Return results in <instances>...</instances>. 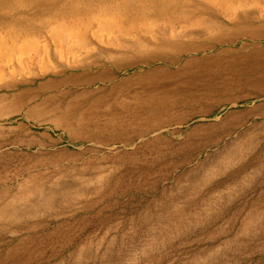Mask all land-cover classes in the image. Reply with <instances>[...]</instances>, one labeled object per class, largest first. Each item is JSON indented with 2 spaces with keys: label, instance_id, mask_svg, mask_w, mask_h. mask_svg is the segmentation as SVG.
I'll list each match as a JSON object with an SVG mask.
<instances>
[{
  "label": "bare ground",
  "instance_id": "obj_1",
  "mask_svg": "<svg viewBox=\"0 0 264 264\" xmlns=\"http://www.w3.org/2000/svg\"><path fill=\"white\" fill-rule=\"evenodd\" d=\"M28 11L34 12V18ZM41 34L45 39L42 52L37 45ZM7 51L25 55L18 68L8 71L12 76L29 77L24 85L75 73L74 81L62 80L51 90H63L68 112L80 106L106 119L105 124L97 125L101 133L94 138L91 158L56 154L61 150L57 143L43 147L50 155L41 160L28 152L36 165L70 167L80 182L65 195L41 189L12 195L0 208V221L13 218L19 222L24 211L51 210L64 201L88 202L87 192H97L95 202L111 200L120 185L119 176L127 169H146L151 157L152 164L162 165L169 177L195 174L185 171L182 156L203 142L220 145L221 141L217 127L189 131L188 126L193 120H206L228 103L220 102L196 114H189L190 110L195 111L192 105L198 102L197 95L228 64L264 62V0H0V55L6 56ZM7 68L0 65V70ZM137 68L132 76L121 78ZM37 98L14 111L0 108V167L16 160L9 150L26 146L6 135L7 126L23 116ZM20 99L16 95L0 104L17 105ZM249 101L264 104V79L232 106ZM256 117L264 120V112ZM231 158L205 170L231 169ZM113 179L118 182L111 187ZM163 185L155 184L157 188ZM170 185L192 188L200 182L181 179ZM251 223L245 221L243 230Z\"/></svg>",
  "mask_w": 264,
  "mask_h": 264
},
{
  "label": "rangeland",
  "instance_id": "obj_2",
  "mask_svg": "<svg viewBox=\"0 0 264 264\" xmlns=\"http://www.w3.org/2000/svg\"><path fill=\"white\" fill-rule=\"evenodd\" d=\"M33 14L31 11L29 16L34 18ZM41 35L37 45L42 52L45 39ZM24 59L18 52L0 55V65L8 66L0 70V100L21 98L17 105L3 103L0 108L14 111L38 97L24 109L23 116L7 126L6 135L26 146L9 150L16 160L0 167V208L12 195L38 189L65 195L78 186L80 177L70 167L36 165L28 152L43 159L50 155L43 147L57 143L61 150L56 154L91 158L94 138L101 133L97 125L106 123L80 106L68 112L63 90H51L62 80L74 81L75 73L28 85L22 83L29 77L9 74ZM138 70L131 69L121 78ZM262 79L264 62L237 61L223 68L197 95L198 102L192 105L195 111L189 114L215 108L220 102L228 105L188 126L189 131L199 126L217 127L221 141L220 145L203 142L182 156L185 171L195 174L169 177L162 165L152 164L151 157L146 169H127L119 176L120 185L111 200L95 202L97 192L92 191L84 193L89 201L83 204L57 202L51 210L24 211L19 222L5 218L0 221V264H264V120L256 117L264 112V104L249 101L232 106ZM246 111V115L239 114ZM226 157H232L231 169L205 170ZM30 177L29 187L24 188ZM115 179L111 187L118 182ZM181 179L200 182V186L170 185ZM158 182L164 185L157 188ZM7 193L10 196H2ZM247 220L253 223L244 231Z\"/></svg>",
  "mask_w": 264,
  "mask_h": 264
}]
</instances>
